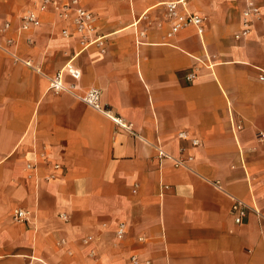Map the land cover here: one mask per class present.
<instances>
[{
	"label": "crops",
	"instance_id": "crops-1",
	"mask_svg": "<svg viewBox=\"0 0 264 264\" xmlns=\"http://www.w3.org/2000/svg\"><path fill=\"white\" fill-rule=\"evenodd\" d=\"M79 1L97 14L102 44L62 36L53 8L17 33L33 0H0V24L11 22L0 41L32 64L0 49V264H264V0L239 38L244 0H184L206 19L172 32L176 0ZM70 57L81 76L65 82L98 87L139 135L48 89ZM157 143L193 153L190 168L159 160ZM232 196L250 206L239 223ZM16 206L33 218L15 221Z\"/></svg>",
	"mask_w": 264,
	"mask_h": 264
},
{
	"label": "built area",
	"instance_id": "built-area-1",
	"mask_svg": "<svg viewBox=\"0 0 264 264\" xmlns=\"http://www.w3.org/2000/svg\"><path fill=\"white\" fill-rule=\"evenodd\" d=\"M245 6L241 11V19H240V28L234 33L235 38H239L245 36L252 27L254 20L259 16V7L253 0H244ZM180 2L182 11H177L176 3ZM169 13L174 16V20L172 21L170 32L188 24H193L196 26L197 30L200 31L202 29L203 22L206 19L204 14H200L197 12H192L185 5L184 0H176L169 2ZM48 8H53L56 12V16L59 21L64 22L65 24L61 27L60 33L64 37H72L77 36L79 38V42L82 44V47H85L91 43H101L103 42L102 35L97 33L96 22H97V14L92 9H89L82 5L79 0H67L64 2H59L57 0H33L32 6L28 7L23 14L19 17L18 23L15 25V32L21 33L26 29H29L32 26H36L40 23V19L38 16L39 10H45ZM11 27V22L8 20L3 21L0 24V33L7 32V30ZM169 32V33H170ZM11 41V37H8L5 42L0 41V49L6 53L11 54L15 59L21 60L26 64L32 65L30 59H24L20 56L16 55L13 51H10L7 42ZM259 78L264 79V68H260ZM68 74L74 80L79 79L81 76L80 68L73 62L72 57H70L60 68H58L55 72L50 75H47L48 78V89L52 92H61V91H69L79 100L85 102L92 108L108 115L112 118L116 123L125 129L129 130L132 133L139 135L135 132L132 127V123L124 120L118 114H114L111 112L109 108L104 106L101 103L100 95L101 91L96 86H89L83 91H76V83H67L64 80V75ZM198 77V72L196 68H190L185 72V78L188 81H193ZM233 129L240 127L239 123L233 122L231 124ZM178 135L182 138H188L189 135L186 131L178 132ZM191 145L199 144V139L197 137H190ZM156 147V155L159 160L169 159L176 166H183L186 168H190L189 162L193 159L194 155L191 152H187L185 154H180L178 156L172 154L167 151L161 144L157 143ZM184 149V146L181 147ZM28 166H34V163H27ZM56 167L59 166L58 163L54 164ZM52 175H49L50 177ZM214 185L216 187L221 188L218 180L214 181ZM250 206L241 198L232 196V202L230 206V212L236 222H242L247 210ZM256 211H258L255 208ZM60 215L63 218H67V215L64 212H61ZM33 216V212L30 208L23 206H16L12 211V218L15 221L25 222L30 221ZM126 223L124 221H120L117 224L115 234L117 238H122L125 234ZM92 235H88L84 238L85 241L88 239H92ZM139 238H143V236H139ZM131 260L133 262H138V257L133 254L131 256ZM148 262V260H146Z\"/></svg>",
	"mask_w": 264,
	"mask_h": 264
}]
</instances>
